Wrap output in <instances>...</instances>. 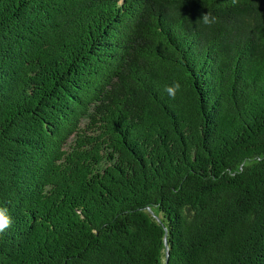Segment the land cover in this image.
<instances>
[{
	"label": "trees",
	"instance_id": "obj_1",
	"mask_svg": "<svg viewBox=\"0 0 264 264\" xmlns=\"http://www.w3.org/2000/svg\"><path fill=\"white\" fill-rule=\"evenodd\" d=\"M0 209V264H264V0H0Z\"/></svg>",
	"mask_w": 264,
	"mask_h": 264
},
{
	"label": "clouds",
	"instance_id": "obj_2",
	"mask_svg": "<svg viewBox=\"0 0 264 264\" xmlns=\"http://www.w3.org/2000/svg\"><path fill=\"white\" fill-rule=\"evenodd\" d=\"M237 0H232V3L235 4ZM202 23L207 26H211L216 22V17H214L210 12H205L201 14L200 17ZM180 87L179 83H176L174 87H170L167 91L170 94H173L175 90H178ZM12 219L9 215H7L6 209H0V234L4 233L6 229L11 226Z\"/></svg>",
	"mask_w": 264,
	"mask_h": 264
}]
</instances>
